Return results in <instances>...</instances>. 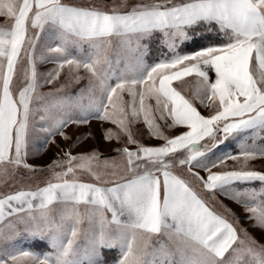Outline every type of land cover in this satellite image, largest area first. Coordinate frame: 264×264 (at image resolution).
Masks as SVG:
<instances>
[{"label":"snow or ice","instance_id":"obj_1","mask_svg":"<svg viewBox=\"0 0 264 264\" xmlns=\"http://www.w3.org/2000/svg\"><path fill=\"white\" fill-rule=\"evenodd\" d=\"M0 17L11 21L0 25V179L51 174L0 195V264H109L105 252L111 264H264V172L248 167L264 157V0H0ZM153 42L161 55L148 63ZM39 63L55 67L41 74ZM65 67L70 81L87 79L86 96L38 91ZM188 77L190 98L179 87ZM91 119L116 127L106 141L126 137L120 165L73 155L88 134L46 166L27 163L30 142L39 154ZM141 122L163 143L136 140ZM218 196L244 209L260 240L227 205L215 210ZM40 244L50 250H32Z\"/></svg>","mask_w":264,"mask_h":264},{"label":"rangeland","instance_id":"obj_2","mask_svg":"<svg viewBox=\"0 0 264 264\" xmlns=\"http://www.w3.org/2000/svg\"><path fill=\"white\" fill-rule=\"evenodd\" d=\"M73 3H83L85 0H71ZM97 2H110V0H97ZM137 0H130V3H135ZM11 21L8 20L6 17H0V25L3 26H10ZM49 40L47 36L43 37L40 41V45L43 46L48 44ZM182 51V49H181ZM161 52L158 48L157 44L153 42L151 54L147 56V62L153 63L158 58H160ZM55 65L53 63H39L37 65V70L39 73L43 74L46 73L48 70L54 68ZM69 69L65 67L61 71L60 77L53 83V84H45L43 87L39 88L38 91L41 93H49L53 92L55 89H59L61 85H64L63 90L57 93L58 96H68L75 98L81 89H85V96L87 95V88H88V81L87 79L80 80L79 83H75L69 80ZM81 77H86V73L81 69L78 73ZM42 78V77H41ZM185 85V84H183ZM23 86L22 83L18 80L16 83V87ZM87 103V99L84 101ZM159 122V121H158ZM164 127V126H163ZM111 129L113 132H116L117 129L114 125L108 122H103L97 119H91L87 124L83 125H69L65 132L70 137L69 140H64L60 136L53 137L55 143H49L47 149L40 152L39 154L36 153V149L32 146V142H30L29 149H28V156H27V163L30 165H37V166H46L49 164L53 159L57 158L58 156H63L64 151L69 150V145L73 144L77 136H81L82 134H88L86 139H82L79 143H76L73 147H71V152L73 155L82 154V153H89L95 150L98 155L100 156L101 160L110 159L115 160L117 165L121 164V159L117 155L115 149L121 148L125 146L126 137L121 136L119 141L117 140H108L106 141L103 137L105 132ZM132 133L133 137L138 140L140 143L147 145H156L154 139L148 135L146 127L143 123H137L132 126ZM44 133L42 131H37L33 133V142L37 138L42 141L44 137ZM263 145V144H261ZM130 150H135L136 145H127ZM59 170V169H58ZM11 167H9V173L11 174ZM177 171H182L183 174L188 179H192L191 177L187 176V169H177ZM123 174V173H122ZM201 175H204L203 171L200 172ZM51 174L47 171L43 172H36L30 173L27 169L19 168L16 170L14 175H10L9 177L0 179V195L5 193L6 191L12 189H25L30 187H35L36 185L44 184ZM79 178L81 180H85L88 182H93L92 178L87 173H80ZM192 183L195 187H197L198 191H201V195L207 198V194H205L197 185L195 180H192ZM212 206L215 210L223 215H227L224 212L222 205H227L229 209L232 210L236 214V216L240 217V225L245 228H248L249 224L251 223L250 220H246L244 209L236 204L233 203L231 200L225 199L223 196H218L216 201H210ZM230 220L232 219L231 216L228 217ZM249 232H251L258 240L261 239L260 232L255 228H248ZM50 250L45 249L43 244L36 245L32 250ZM105 259L111 264L112 259L116 256L115 252L109 253L105 252L104 254Z\"/></svg>","mask_w":264,"mask_h":264},{"label":"crops","instance_id":"obj_3","mask_svg":"<svg viewBox=\"0 0 264 264\" xmlns=\"http://www.w3.org/2000/svg\"><path fill=\"white\" fill-rule=\"evenodd\" d=\"M186 80L188 81V83H186L185 85H180L179 87L182 89V94H184L185 96L187 97H191V94H192V91H193V83H194V78L192 77H188L186 78ZM174 83H178V82H174ZM196 104V106L198 107V110L205 116H207L209 114V110L206 108V107H203V106H200L199 104V101H195L194 102ZM159 123L162 125V127L164 126V122L163 121H159ZM182 131L181 128H176V129H167L165 127V132L167 135H175L177 134L178 132ZM151 139H154V138H151ZM154 141H157L155 142L156 145H147V146H158L160 145L161 143H163L162 141L158 140V139H154ZM249 143H251V141H249ZM257 144L261 145L263 144L264 145V140H257ZM237 145L235 144H231L229 146V148L227 149L228 151H237ZM227 166H228V169H232L234 167H237L236 165V162L232 161V160H228L227 161ZM248 167L250 169H253V170H257V171H261V172H264V157H258L257 159L253 160V161H249L248 162ZM222 170L221 168H215L213 169V171H220ZM204 173V172H203ZM205 175V173H204ZM81 180V179H80ZM83 182H88V181H85V180H81ZM95 181H93L94 183ZM45 184V183H44ZM44 184L40 185V186H43ZM36 187L34 188H31V189H35ZM15 191H18V190H15ZM15 191H11V192H8V193H14ZM8 193H5V194H8ZM3 195V194H2Z\"/></svg>","mask_w":264,"mask_h":264},{"label":"trees","instance_id":"obj_4","mask_svg":"<svg viewBox=\"0 0 264 264\" xmlns=\"http://www.w3.org/2000/svg\"><path fill=\"white\" fill-rule=\"evenodd\" d=\"M218 42H220V41H218ZM182 51H184V49H182ZM37 186H40V185H36L35 187H37ZM31 188H34V187L25 188V189H31ZM15 190H20V189H12V190L6 191L5 193L11 192V191H15ZM5 193H3V194H5Z\"/></svg>","mask_w":264,"mask_h":264}]
</instances>
